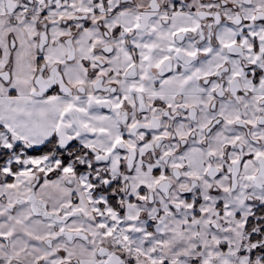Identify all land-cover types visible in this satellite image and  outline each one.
Segmentation results:
<instances>
[{"label": "snow or ice", "instance_id": "snow-or-ice-1", "mask_svg": "<svg viewBox=\"0 0 264 264\" xmlns=\"http://www.w3.org/2000/svg\"><path fill=\"white\" fill-rule=\"evenodd\" d=\"M0 264H264V0H0Z\"/></svg>", "mask_w": 264, "mask_h": 264}]
</instances>
